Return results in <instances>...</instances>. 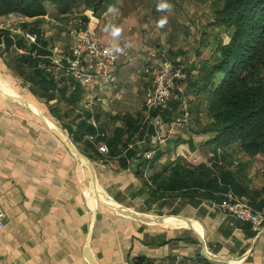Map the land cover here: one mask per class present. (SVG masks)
I'll use <instances>...</instances> for the list:
<instances>
[{"label":"crops","instance_id":"crops-1","mask_svg":"<svg viewBox=\"0 0 264 264\" xmlns=\"http://www.w3.org/2000/svg\"><path fill=\"white\" fill-rule=\"evenodd\" d=\"M111 8L114 11L108 9L99 16L87 15L86 25L107 45L121 47L128 42L132 58L119 62L115 83L92 100L91 109L108 136L123 124L124 114H142L155 134L147 138L144 134L143 139L135 135L130 144L140 147L146 138L148 146L158 145L165 153L155 167L146 166L140 175L137 155L128 158L123 151L115 155L101 153L98 145L104 142H94L96 152L90 161L95 173V196L83 160L50 130L32 105L0 93V206L5 223L0 231V264H264V225L256 232L250 223L221 212L203 199L189 202L178 197L167 200L162 207L158 202L148 205L144 178L177 157L193 163L200 156L197 140L207 137H170L175 113L170 121H164L160 115L150 117L144 92L151 82V60L147 55L152 50L140 52L146 46L139 31V1L115 0ZM47 12L42 27L45 37L50 39L53 55L69 52L73 40L62 43L61 34L65 31L57 26L62 20L67 21L66 15L57 14L51 4L47 5ZM79 14L73 15L80 17ZM24 19L30 20H21ZM114 29H119L115 35ZM210 48L208 53L213 45ZM204 58L210 59L209 55ZM18 82L23 83L0 58V86L32 100L15 88ZM23 86L28 87L24 83ZM183 86L184 79L176 84L180 92ZM88 99L85 92L82 102ZM36 103L48 123L81 151L84 145L70 139L44 103V107ZM159 135L165 138L163 143H159ZM92 137L86 139L93 142ZM176 139L178 143L174 142ZM244 160L248 163L250 187L260 189L264 181L263 159L258 155L244 156ZM163 209L172 215L147 213H160Z\"/></svg>","mask_w":264,"mask_h":264},{"label":"trees","instance_id":"trees-1","mask_svg":"<svg viewBox=\"0 0 264 264\" xmlns=\"http://www.w3.org/2000/svg\"><path fill=\"white\" fill-rule=\"evenodd\" d=\"M114 1L0 0V16L17 14L30 19L21 20L14 29L0 28V58L35 97L43 100L70 139L84 145V155L91 159L96 152L94 142H104L111 155L122 151L128 158L137 155V172L143 175L144 168L155 167L165 153L160 146L145 143L147 136L155 134L153 126H148L142 114H124L123 124L115 127L111 136L106 135L93 108L82 106L85 88L52 62L50 39L42 27L48 4L66 17L80 13V20L87 24L89 18L84 11L99 16ZM214 23L229 32V39L219 44L212 58L201 63L195 76L186 79L188 88L203 94L207 102L208 120L196 132L207 137L201 143L205 153H199L193 163L177 157L144 178L149 206L158 202L162 207L167 200L178 197L189 202L197 198L220 203L228 193L245 198L254 208L264 206V181L260 189L250 187L248 163L244 160V156L259 155L264 165V0H222ZM25 32L35 33L36 42H27ZM171 101L165 110L151 109L150 117L160 115L170 121L177 108V102ZM144 134L145 142L140 147L129 145L135 135L143 139ZM87 136H94V141ZM189 143L193 148L191 139ZM151 149L152 158H145L143 153ZM257 197L261 199L257 201Z\"/></svg>","mask_w":264,"mask_h":264},{"label":"rangeland","instance_id":"rangeland-1","mask_svg":"<svg viewBox=\"0 0 264 264\" xmlns=\"http://www.w3.org/2000/svg\"><path fill=\"white\" fill-rule=\"evenodd\" d=\"M138 1L140 5L139 16L141 17L139 31L141 32V36L146 40L144 41V39H142L146 47L143 46L145 48L140 49V52L146 53V51H148L146 49L150 48L154 54L152 60L153 58L159 59L160 57L171 60L174 64L181 66L185 74L184 78L181 79H184L186 86H183L181 92L176 88L173 92V96L175 97L172 98V100L177 101L175 114L180 113V102L181 99L184 98L188 104L191 115L187 120L186 126L177 130L170 137H179L180 139V137H189L190 134H198L196 132L199 131L208 120L205 110L207 102L203 94H196L188 88V80L186 79H188L189 76H195L200 67L199 65L206 60L204 57L209 55V57L212 58L219 44L227 42L229 39V32L221 26H216L214 23L216 11L221 7L222 0ZM162 2L171 5V8L158 10V5ZM21 19L22 17L16 14L11 18L2 16L0 17V28H15L20 23ZM78 19H80L79 16L72 14L66 17V22L64 20L59 22L61 25L57 26H61L60 29L62 30L60 31H65L66 33L61 34L62 39L60 41L62 43H68L69 38L71 41L73 40L68 30V24ZM161 21H164L163 26H161ZM50 24L51 23H48L47 26L52 27ZM212 45L214 48L212 51L210 50L211 53H208V49L212 47ZM182 80H178L176 84L180 85ZM14 86L16 89L18 88L22 91L23 94L32 98V100H36L38 103L40 102L42 107H44L45 103L43 100L35 97L27 86H23L22 82L15 83ZM45 106L47 107L46 104ZM197 141L200 143V146L198 145V152L204 154L205 152H203V150L205 151L206 148L201 146L204 140ZM159 212L160 213L152 211L147 213L153 215H172L164 209Z\"/></svg>","mask_w":264,"mask_h":264},{"label":"built area","instance_id":"built-area-1","mask_svg":"<svg viewBox=\"0 0 264 264\" xmlns=\"http://www.w3.org/2000/svg\"><path fill=\"white\" fill-rule=\"evenodd\" d=\"M86 15H93L91 10L84 11ZM68 30L73 37L69 47V52L62 53L59 56L52 55L50 58L57 69H62L66 76L78 81L89 95V99L82 102V106L91 109L92 100L101 93L105 87L114 84L116 81L115 69L121 60L129 61L132 56L129 51L128 42H124L120 52H116L112 47L102 42L99 35L89 29L80 19L71 21L68 24ZM24 38L27 42H36V34L25 32ZM152 51L147 55L151 60L148 70L151 76L150 85L144 92V103L146 108L152 109L158 107L165 110L176 89V81L184 78L183 68L174 64L173 61L160 57L153 58ZM181 111L171 121L169 133L173 134L177 130L186 126L190 118L188 104L184 98L180 102ZM159 143H163L165 138L157 136ZM89 138H93L89 136ZM131 146V144H130ZM101 153H108V147L104 143L98 145ZM154 150H148L144 157L151 159ZM198 158H196L197 160ZM221 212L226 213L238 220L251 224L254 231L258 232L264 225V206L254 208L245 198H241L228 193L226 198L220 203H212ZM4 213L0 206V231L4 228Z\"/></svg>","mask_w":264,"mask_h":264},{"label":"water","instance_id":"water-1","mask_svg":"<svg viewBox=\"0 0 264 264\" xmlns=\"http://www.w3.org/2000/svg\"><path fill=\"white\" fill-rule=\"evenodd\" d=\"M0 93L3 94L5 97H8V98L13 99L15 101H18V102H21V103H25V104H31V105H33V106L36 107V110H37L36 113L42 119V121H44L47 124V126L50 128V130L55 135H57L59 138H61L67 144V146L69 147V149L75 155H77L80 159L83 160V162L85 163V165L88 168L89 173L91 175V185H92L93 192H94V194L96 196L97 189H96L95 173H94V170H93L92 163H91L90 159L86 155H84L69 139H67L66 137H64L63 134L60 132V130L58 128L51 127V126L48 125V123H47V121L45 119V113L43 112V110L38 106V104L34 100L28 99V98L23 97L21 95L12 96V95H9L7 93L2 92L1 89H0ZM120 207L125 208L123 206H120ZM125 209L130 211V209H127V208H125ZM122 213H124L126 215H129L131 217H134L136 219H139V220H142V221H146V220H143L140 217L136 216L135 214L125 213V212H122Z\"/></svg>","mask_w":264,"mask_h":264},{"label":"clouds","instance_id":"clouds-1","mask_svg":"<svg viewBox=\"0 0 264 264\" xmlns=\"http://www.w3.org/2000/svg\"><path fill=\"white\" fill-rule=\"evenodd\" d=\"M170 8H171V5H169V4L165 3V2H162V3H160L158 5V10H164V9H170ZM109 11H114V9L110 7ZM163 23H164V21H161V26H163ZM118 32H119V29H114L113 30V34L114 35L117 34ZM114 50L116 52H120L121 51V49L119 47H116Z\"/></svg>","mask_w":264,"mask_h":264},{"label":"bare ground","instance_id":"bare-ground-1","mask_svg":"<svg viewBox=\"0 0 264 264\" xmlns=\"http://www.w3.org/2000/svg\"><path fill=\"white\" fill-rule=\"evenodd\" d=\"M0 89H1L2 91H4L5 93L9 94V95H12V96H18V94H17L16 92H14V91H12V90H9V89H6V88L3 87V86H0ZM30 105H31V104H30ZM32 108H33V110H34L35 112L37 111L35 106L32 105ZM45 119H46V121H47V116H46V115H45ZM47 123H48V121H47ZM48 125L51 126L49 123H48ZM51 127H53V126H51Z\"/></svg>","mask_w":264,"mask_h":264}]
</instances>
